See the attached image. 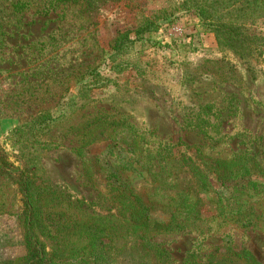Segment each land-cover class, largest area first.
Listing matches in <instances>:
<instances>
[{
  "label": "rangeland",
  "instance_id": "rangeland-1",
  "mask_svg": "<svg viewBox=\"0 0 264 264\" xmlns=\"http://www.w3.org/2000/svg\"><path fill=\"white\" fill-rule=\"evenodd\" d=\"M184 1L0 0V146L10 152L8 134L38 114L61 115L39 138L47 148L39 152L37 183L98 214L106 213L103 198L112 195L104 154L110 149L124 160L140 154L135 134L175 156L188 152L211 162L238 158L243 166L255 164L239 184L250 206L243 219L218 217L206 208L203 220L154 241L170 253L169 264H182L191 247L201 257L193 264H207V255L227 245L249 250L264 264V48L257 57L221 49ZM146 19L156 26L150 44L113 55L118 35L133 38ZM245 31L264 38V18L248 22ZM82 85L89 99L66 112ZM113 135L114 143L108 140ZM80 149L85 156L102 154L93 184L83 175ZM134 182L146 190L150 185L146 179ZM151 200L150 218L167 222L165 202ZM57 212H45L47 226L61 219ZM20 218L13 178L1 176L0 264L24 262ZM114 264L129 263L118 255Z\"/></svg>",
  "mask_w": 264,
  "mask_h": 264
},
{
  "label": "trees",
  "instance_id": "trees-1",
  "mask_svg": "<svg viewBox=\"0 0 264 264\" xmlns=\"http://www.w3.org/2000/svg\"><path fill=\"white\" fill-rule=\"evenodd\" d=\"M183 4L214 33L221 49L240 56L260 55L264 38L249 36L245 25L264 18V0H186ZM143 22L134 31L133 38L128 32L118 35L110 47L113 55L119 56L136 44L141 47L150 44V34L156 30L155 21ZM88 99L82 85L76 98L66 103V112ZM60 117L48 111L40 113L11 130L6 138L10 152L0 146V177L13 178L20 196L23 264H114L118 255H126L129 264H169L166 256L170 253L154 241L155 237L181 231L203 220L210 210L218 217L243 219L246 216L250 206L241 197L244 186L239 184L252 176L255 164L243 166L238 158L211 162L188 152L175 156L171 149L166 152L160 145L150 147L137 134L133 141L140 148L143 146L140 154L133 152L128 160L115 156L109 148L104 154L108 161H117L121 166L113 168L108 161L103 166L112 184V195L103 198L108 205L106 213H95L70 196L37 183L39 152L47 148L39 138ZM108 140L116 141L114 135ZM185 148L190 150L189 146ZM80 154L83 175L93 184L99 175L94 165L101 161L102 154L85 156L82 149ZM211 174L217 187L212 185ZM136 179L148 180L149 188L134 186ZM149 199L165 202L163 207L169 213L167 222L150 218ZM51 210L59 211L61 219L49 227L45 212ZM113 241H121V245L114 249ZM200 258L198 251L191 247L183 253L182 264H193ZM206 263L262 264L249 250H235L228 245L207 255Z\"/></svg>",
  "mask_w": 264,
  "mask_h": 264
}]
</instances>
